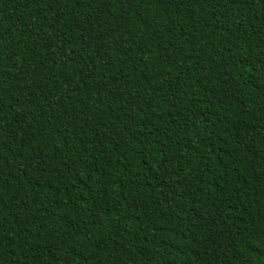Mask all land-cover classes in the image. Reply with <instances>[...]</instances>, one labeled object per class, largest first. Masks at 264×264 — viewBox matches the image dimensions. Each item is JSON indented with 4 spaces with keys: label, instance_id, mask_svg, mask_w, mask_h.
<instances>
[{
    "label": "trees",
    "instance_id": "1",
    "mask_svg": "<svg viewBox=\"0 0 264 264\" xmlns=\"http://www.w3.org/2000/svg\"><path fill=\"white\" fill-rule=\"evenodd\" d=\"M0 264H264V0H0Z\"/></svg>",
    "mask_w": 264,
    "mask_h": 264
}]
</instances>
